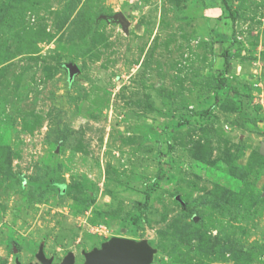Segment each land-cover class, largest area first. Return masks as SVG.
<instances>
[{
    "label": "rangeland",
    "instance_id": "1",
    "mask_svg": "<svg viewBox=\"0 0 264 264\" xmlns=\"http://www.w3.org/2000/svg\"><path fill=\"white\" fill-rule=\"evenodd\" d=\"M111 238L264 264V0H0V264Z\"/></svg>",
    "mask_w": 264,
    "mask_h": 264
},
{
    "label": "water",
    "instance_id": "2",
    "mask_svg": "<svg viewBox=\"0 0 264 264\" xmlns=\"http://www.w3.org/2000/svg\"><path fill=\"white\" fill-rule=\"evenodd\" d=\"M109 22L119 23L124 30L127 29L129 23L122 14H117L110 19ZM76 67L70 66V76L76 71ZM153 250L147 241L136 242L130 239L111 238L102 243L99 249H93L90 252H82L83 264H152ZM36 259L39 264H75L73 253H68L60 263H53V259H47L43 252V246H40ZM14 264H21L15 259Z\"/></svg>",
    "mask_w": 264,
    "mask_h": 264
},
{
    "label": "trees",
    "instance_id": "3",
    "mask_svg": "<svg viewBox=\"0 0 264 264\" xmlns=\"http://www.w3.org/2000/svg\"><path fill=\"white\" fill-rule=\"evenodd\" d=\"M225 65H226V60H225Z\"/></svg>",
    "mask_w": 264,
    "mask_h": 264
},
{
    "label": "built area",
    "instance_id": "4",
    "mask_svg": "<svg viewBox=\"0 0 264 264\" xmlns=\"http://www.w3.org/2000/svg\"><path fill=\"white\" fill-rule=\"evenodd\" d=\"M9 264H12L11 262Z\"/></svg>",
    "mask_w": 264,
    "mask_h": 264
}]
</instances>
